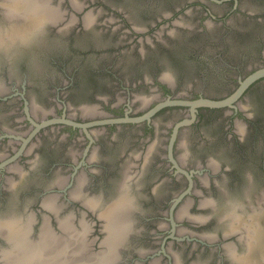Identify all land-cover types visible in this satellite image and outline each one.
I'll return each instance as SVG.
<instances>
[{
  "label": "flooded vegetation",
  "instance_id": "flooded-vegetation-1",
  "mask_svg": "<svg viewBox=\"0 0 264 264\" xmlns=\"http://www.w3.org/2000/svg\"><path fill=\"white\" fill-rule=\"evenodd\" d=\"M114 1L118 6L90 2L120 16L128 28L122 32L133 37L127 42L125 36L114 37L121 27L107 20L96 30L94 20L64 17L40 27L31 40L0 50V213H52L44 201L59 196L67 209L91 214L71 196L77 175L83 173L82 188L97 191L103 204L128 176L129 193L136 198L132 213L147 224L129 234L154 246L147 264L154 257L174 264V246L185 249L186 264H237L227 247L245 252L246 229L234 231L222 216L233 202L242 213L264 212V78L232 106L192 111L174 103L147 114L167 99L224 98L251 72L226 95L189 87L197 77L226 81L234 63L253 65L255 56L260 63L254 70L264 65V0L252 7L248 0ZM223 3L230 5L225 14L214 8ZM170 7L178 18L196 11V23L166 16ZM138 19L147 20L144 27ZM5 21L3 14L0 24ZM164 23L170 30L160 35ZM158 26L153 40L141 46L138 37ZM167 71L173 78L165 77ZM141 88L151 94L139 96L135 91ZM139 255L131 247L123 258L134 264Z\"/></svg>",
  "mask_w": 264,
  "mask_h": 264
},
{
  "label": "bare ground",
  "instance_id": "bare-ground-1",
  "mask_svg": "<svg viewBox=\"0 0 264 264\" xmlns=\"http://www.w3.org/2000/svg\"><path fill=\"white\" fill-rule=\"evenodd\" d=\"M72 2L77 4L76 0ZM0 6L6 19L4 24H0V50L5 51L11 49L18 41L31 40L45 21L58 22L62 18L57 8L49 5L46 0H0ZM84 20L87 24L90 23L93 14L85 15ZM83 177L82 175L79 178L71 196L81 200L100 216L104 236L101 251L98 254L91 251L88 239L89 224L84 218H80L81 226H79L72 214L60 217L55 196H48L44 206L54 212L60 231L57 232L53 226L51 227L47 216L36 234L33 227L34 216L31 214L25 216L8 214L0 218V235L6 241V247L0 253L1 264H81L83 260L74 259V256H78L80 252L86 257L83 258L85 259L83 264H112L117 261L119 248L127 241L133 225L132 208L135 203L130 197L129 184L125 180L128 176L120 184L118 194L111 202H106L107 204L101 203L99 198L82 194L79 189L84 185ZM60 179L58 182L61 185L64 180L63 177ZM238 205L233 202L222 218L228 221L234 231L246 229L242 231V240L247 249L242 254H238L235 247L229 245L228 252L237 264H263L264 212L252 209L249 214L242 213ZM250 216L252 220L248 218ZM66 235L69 238L63 242L62 239Z\"/></svg>",
  "mask_w": 264,
  "mask_h": 264
},
{
  "label": "rangeland",
  "instance_id": "rangeland-1",
  "mask_svg": "<svg viewBox=\"0 0 264 264\" xmlns=\"http://www.w3.org/2000/svg\"><path fill=\"white\" fill-rule=\"evenodd\" d=\"M78 1L80 3L81 2H85V4H87V7H86L84 12H87V11H90V9H93L90 12H91V14H93V20L96 22V25H95L96 26L95 27L96 30H100V27L98 25L99 23L104 22L105 20H107L108 23L111 24L112 26L115 27V26L119 25V27H121L120 30H116L115 31L114 37L118 38L120 36H123V37L125 36L126 39L123 38L124 42H127L128 40H131L133 38L132 36H127L124 32H122V30H125V29H128V28L127 27L123 28L120 16L118 14H116L114 11H112L108 6H106L104 4L96 3V2L91 3L90 2L91 0H78ZM109 1L112 2V5H114V6H118V4H119L117 1L115 2L114 0H109ZM255 4H256V0H248V2L246 3V5L249 6V7H252ZM255 6H257V5H255ZM229 7H230V5L228 3H223L221 5H214V8L221 14L222 13L225 14ZM164 12L165 13L166 12H171L172 15H170V16L176 17L175 19H178L179 21L182 20L184 23L195 24L196 21H197V18H196L195 14H194L196 11H192V13L186 14V15L180 14V16L184 17V18H178L179 17V15H178L179 13H175L174 9L172 7L165 9ZM82 15H83V12L79 14V17H82ZM67 17H68V19H70V17H71L70 12L67 14ZM227 17L231 18V17H236V16H235L234 13H229L227 15ZM74 18H75V20L77 19V17H74ZM146 22H147V20H145V19H138V21H137L138 26H141V27H144ZM209 23L211 25H213V26L218 25V22H215V21H210ZM163 26H164V28L161 31L160 35H162L164 31H167V30L169 31L170 30V27H167L168 26L167 23H164ZM159 31H160L159 26L156 27V29H153V30H150V28H149V32L147 31L146 34H144L143 36L138 37V39L140 38L139 39L140 42H142V44H143L141 46L146 47L145 45H146V43L148 41L147 39L150 37L153 40L152 37H154L156 32H159ZM133 44H135V43H133ZM207 48L209 50H211V51H215L216 50V48L214 46L210 47V45H208ZM259 58L260 57L255 56V58L253 60L254 61L253 65H252V63H248V64H246L244 66L242 63H239V62L238 63L237 62L234 63L233 66L231 67V71L229 72V74L231 76H228V77L226 75L224 76L226 81L223 80V81L220 82V81H216L217 79H215L213 81H207L206 79H202V77H197L196 78L197 80H196L195 84L190 85L189 88L191 89L192 92H194V91L195 92L204 91V92H209L210 94L217 95V96L229 94L230 92H232L238 86V82H239L238 79L240 80L245 75H247L248 72H252L254 70L255 64H257V63L259 64L260 63V59ZM135 92L139 93V96H144L146 94H149V95L151 94V92H149V90L143 89V88H141V89H139V90H137ZM121 98H122L121 100H124V96H121ZM140 98H142V97H140ZM39 103L41 104V102H39ZM95 103H99V102L92 101V103H89V104H95ZM84 104H86V102L81 103V106L84 105ZM242 104L245 105L246 108H249L251 106V104H249L248 102H242ZM164 115H165V112L164 113H160L158 115V118H164L163 117ZM237 153H240V151H237ZM251 172L252 171L249 170L248 173L251 175V178H252L253 174ZM82 175H83V173H80V174L77 175L78 179H77V181L75 183L74 189L77 187V184H78L77 182H78L79 178L82 177ZM262 187H263L262 188V190H263L264 189V185ZM74 189H72V190H74ZM79 190H81L82 194H84V195L86 194L87 197L90 196V197L98 198L99 194H98L97 191H92V192L88 193V191L84 190V188H81ZM55 199H56L57 205L59 207V216L60 217H65L68 214H73L74 217H75L76 224H79V226H81V222H80V218L82 217L81 214L79 212H77L76 210H73L72 208L67 209L66 206H65L66 203L64 202L63 198H61L59 196H56ZM137 203H138L139 207L144 205V203L142 202L141 197L138 198ZM196 213L198 214L199 212H196ZM47 214L49 216H51V217H49ZM200 214L205 216L204 214H207V213L204 212V213H200ZM44 215H46L47 218L50 219L51 227L52 226L54 227V225H55L53 223L54 222L53 218L55 219L54 212L51 213L49 211H43V212L40 213V215L38 213H36L37 221L39 220V218L41 216L40 221L43 222L44 218L46 217ZM94 218L95 217L93 216V214H89L87 216V218L85 219V221L89 222L91 219H94ZM132 220H133L132 230L140 232L143 229L144 230L147 229L146 222H144L139 217L138 213H136V212L132 213ZM33 227H34V229H36V225L33 226ZM93 228H92L93 231L91 230V232L88 233L89 234L88 235L89 236L88 237L89 241L91 240L92 237L96 236V234H98V232H99V226L98 225H96ZM53 229L56 230L55 227ZM68 238H69L68 235H66V236L63 237L62 241L65 242ZM5 247H6V245L3 244L1 242V239H0V252L2 251V248H5ZM131 247L135 248V250L138 251V253L140 254L139 256L141 257L140 259L136 258L134 264H137V263L138 264H147L146 261H144V259L146 257H148V255L150 254V251H148V250L154 249V246L151 245L149 243V241L147 240V238H145V237H141V238H138V239L134 240L132 234L128 235L127 241L125 242V244L122 245L119 248V258H118L119 260L117 261L116 264H131L130 260L125 262L124 258H123L124 254L126 253V249H129ZM172 249H173L172 251H173V262H174V264H186L187 263V253L185 252V249L178 248L177 246L172 247ZM75 258L81 259V260H83V262L86 259V257L84 256L83 252H80L78 254V256L75 255L74 259ZM83 258H85V259H83ZM149 261L152 264H163L164 263L162 260H159V258H157V257H154L152 259L149 258V260L147 262H149ZM83 262L81 264H83ZM0 264H1V262H0Z\"/></svg>",
  "mask_w": 264,
  "mask_h": 264
},
{
  "label": "water",
  "instance_id": "water-1",
  "mask_svg": "<svg viewBox=\"0 0 264 264\" xmlns=\"http://www.w3.org/2000/svg\"><path fill=\"white\" fill-rule=\"evenodd\" d=\"M46 2L49 5L57 8V10L59 11L60 17H62L61 19H64V17H67V14L69 12L71 14V17H73V16L74 17H79V14L82 13V12H83L82 17H85V15H87V14L90 15L91 14L90 11L93 10V9H90V11L84 12L86 7H87V4H85V2H81L80 3L78 0H76V2H77L76 5L72 2L73 4H72L71 8H69L67 6V4H65L66 0H46ZM165 15L166 16H170V15H172V13L171 12H166ZM2 16H3V13L0 11V17H2ZM61 19L58 20V22L61 21ZM48 22H51V21L50 20L49 21L48 20L45 21L44 28H45V25ZM58 22H55V23H58ZM65 29L66 28H63V30H65ZM165 77L173 78L172 74L170 72H168V71L165 73ZM261 78H264V65L260 66L259 68H257L256 70H254L253 72H251L250 74L245 76L244 79H241L240 80V85L236 88V90L233 93H231L230 95H228V96H226L224 98L199 97V98L194 99V100L167 99L166 101H163V102L157 104L147 115H150L151 113H153L154 111L158 110L160 107H162L164 105L174 104V103L190 105L192 111H195V109L198 106H211V107L232 106L233 103L236 100L239 99V97L244 93V91L248 88V86L250 84H252L254 81H256L258 79H261ZM156 88L157 87H155L154 89H156ZM143 117L144 116L139 117L137 119H141ZM130 197L132 198L133 202L135 203V199H136L135 196L131 195ZM113 199H114V197L112 199H110L107 203L111 202ZM14 214L17 215V216H22V215L25 216V214H19V213H14ZM29 214L34 216V226H35L36 223H37L36 213L31 211ZM80 214L85 220L90 213L84 211V212H81ZM91 214H93V216L95 218L91 219L89 222L86 221L89 224V232L88 233H90L92 228L95 227L96 225L99 226V232H98V234H96V236L92 237L89 242H90V246H91V251H93V252L98 254L101 251V249H102L103 239H104L103 230H102V223H101L100 216L95 211H93ZM5 216H7V214L0 213V218H3ZM44 216H46V215H44ZM56 220H57V218H56ZM49 223L51 224V221H49ZM54 227L56 228V231H60L58 223H56L54 225ZM34 232L36 234L37 229H34ZM0 239H1V242L6 245L5 239L1 235H0ZM2 249H4V248H2ZM117 261H118V259H117ZM117 261L113 262L112 264H116Z\"/></svg>",
  "mask_w": 264,
  "mask_h": 264
}]
</instances>
